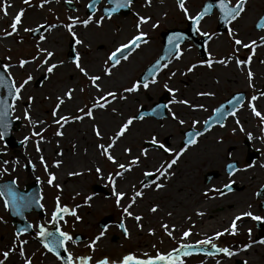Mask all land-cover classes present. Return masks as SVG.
I'll return each mask as SVG.
<instances>
[{"label":"flooded vegetation","instance_id":"af4514ba","mask_svg":"<svg viewBox=\"0 0 264 264\" xmlns=\"http://www.w3.org/2000/svg\"><path fill=\"white\" fill-rule=\"evenodd\" d=\"M92 2L93 0H58L65 80L68 83L66 91L69 88L74 89L72 98L70 100L67 99L69 118L82 115L78 109H85L86 111V106H90L98 96L104 95L107 91H117L120 84L130 87L132 83L142 80L148 76L152 65L161 56H165L167 59L162 61V63H168L169 66L161 69L157 74L158 82L150 84L147 89L140 87L138 92L129 93L128 109H130V117L141 113L147 114L142 120H135L133 124L148 122L143 129L144 131L132 139L137 145L133 151L136 153L135 157H140L136 165L137 173H139L137 182L141 186L144 184L152 186L154 185L153 181H155L162 183L164 185L162 188H165V186L172 187L179 183L182 177H186L185 167L190 158L189 154L194 155V157L200 152L202 157L209 155L204 159H208L210 162L204 161V167L201 168V170L203 169V175L200 173L203 185L198 188L203 190L199 189L201 191L200 197L196 200L193 199V191L197 190L198 184L196 185L195 182L186 184L184 193L177 196L176 202H169L170 204L168 205V208H170L169 216L173 217L174 220L175 215L178 214L177 219L169 222L165 216H162L158 220L156 219L155 225L157 221H162V224L168 225L169 230L172 231V236H167L169 240L176 244L174 245L175 248H178L181 244L196 243L199 236L200 238L212 237L214 233L222 232L226 237L239 238V241L232 240L231 245L225 246L222 242L218 244L216 240L218 247H227L234 253L243 252L246 255L252 252V254H255L253 257H257V260L258 257L263 259L264 253L259 255L256 251H260L259 253L264 251V249L259 250L257 248L263 245L259 241L264 240V220L256 221L250 217H242L241 220L237 221V227L243 220L247 222L241 228H238L235 235L224 232V229L229 228L234 217L240 215L242 211L264 217V166H262L264 165V131H262L264 124L252 114L251 109L248 107V102L255 95L257 99L252 101V103L258 111L264 114V95H261V93H264V44L260 42V37H264V29L256 26L260 22V18L264 17V0H247L245 12L230 25H225L220 18L219 9L213 7L211 12L198 25L201 32H207L212 35L211 40H207L206 37L196 31L192 26L191 20L186 18L177 6V0H148L147 3L146 0H133L130 7L118 9L112 14L110 19H105L100 27H97L94 23L89 24L86 28L79 24L75 25L73 30L84 41L83 45H77L68 30L63 27V25L71 22L69 18L77 17L83 20L87 19L89 15H93L94 19H99L104 14V9L113 6L109 3V0H98L95 3V12L93 13L87 7ZM230 2L233 5L235 4V0H230ZM208 3L215 5L216 0H185V6L190 15H195L197 12L202 11L203 6ZM138 16L151 18L141 28L143 32L147 33L148 43L132 50L127 60H122L120 64L110 70L111 75H104L105 61H107L109 54L120 44L127 43L133 35L137 34L135 25ZM153 23H158V26L152 28L151 25ZM41 25L46 27L44 23ZM229 27L233 29L235 38L242 40L243 43L257 42L254 54L251 48L234 45L233 38L228 35ZM46 30H48L47 27ZM88 32H93L95 36H86L85 34ZM174 34H179L182 37V39L176 41V44L183 52L180 60H176L171 54L175 49L169 45V38ZM76 53L80 56L81 66L86 69L89 75L101 77V80L98 81L101 91L98 92L96 88L91 86V83L81 91L83 88L79 85V77H83V74L72 63ZM250 54L252 55L250 63L237 67L235 59L247 60ZM228 56H233V59L228 61L226 65L214 62L212 67L209 68L205 63L209 59L217 61L226 59ZM192 64H196L197 67L192 72H187V68ZM128 65L131 68L126 72L124 69ZM70 69H73L77 79L74 84L72 82L69 83L71 76H73ZM249 70L253 73L251 82L248 79ZM172 72H175L176 75L171 76ZM46 75L45 73L38 75L29 84H35L37 87L40 84L43 86L44 80L50 79V76L45 79ZM124 75L127 76L124 77ZM103 82H105L104 85ZM165 82L168 83L169 87L177 90L175 95L170 94L164 88ZM29 88V85H27L22 92V96L27 94L26 91ZM198 92H208L212 93V95L198 96ZM173 99H183L191 104L203 105V109H193L179 103L170 104L169 101ZM114 102L116 100L110 105L112 106ZM230 102L232 103L230 104ZM18 103L26 104L27 102L22 100L18 101ZM166 104L168 105L167 109L163 107L157 109L158 105L163 106ZM153 109H156V111L153 112ZM217 109L224 112V117L219 122L216 120L217 113L215 110ZM99 111L104 112L105 110L95 109L94 119L85 117L80 121L73 122L70 120L71 136L75 126L74 123L77 122L76 126L85 135L88 133L95 135L93 125H96L101 132V136H104L106 133L101 130L99 121H97ZM232 112L236 114L232 115ZM172 113H175L184 123L181 125L179 119L173 120ZM118 115L120 116V113ZM206 120L209 121V131L198 138L196 145L189 147L181 155L177 164L170 170L171 175L167 179L161 178L157 180L155 175L152 177L144 176L146 171L154 172L162 161L172 158L171 153H164L160 149L153 148L150 144L153 136L167 147L179 151L184 146V141L191 132L203 130L204 121ZM237 120L240 122L239 125L236 122ZM193 121H198V123L193 126ZM221 124H223V127L220 126ZM83 125L85 127L82 128ZM240 127H243V132L240 131ZM233 129H235V132ZM248 133L252 134V140L248 139ZM141 149H148L146 157L141 155ZM212 150L214 155L213 153L211 154ZM229 164H233L234 167L242 170L235 172L230 177L227 171ZM256 169L258 172L249 176L251 170L254 171ZM197 171V169L194 171L196 181L198 178L200 179V175L197 177ZM243 172H245L244 175L248 176V180L239 179ZM15 182L19 183L18 181ZM244 182L248 185V191L242 196V188H245ZM225 184H229L231 191L224 189ZM25 185L17 188L24 190ZM213 189H220L225 194L220 195L218 192L212 191ZM198 191L194 194H197ZM206 191L208 196L204 195ZM0 201L2 202V209H5L4 198L0 197ZM7 211L11 217L10 223L13 225V232L16 233L18 231L16 223L22 221L19 216L12 215L10 208ZM21 211L27 224H32L25 217L29 212L34 214L36 210L29 207ZM45 212L43 209L35 212L38 215V220ZM49 213L47 215L46 212V218H51V212ZM195 213L202 220L208 222L219 221L224 226L210 232V235L198 234L194 231V222H197L194 219ZM198 213H202V215H198ZM113 223L115 224L114 220ZM37 224H40V220ZM147 225L146 223L143 224L144 227L148 228L149 226ZM26 226L21 229L26 228ZM161 229L165 231L162 227ZM186 230L190 231V235L187 238H183L182 234ZM35 231L36 227L33 225L32 229H28L22 235L35 236ZM245 234H252V238L243 243L242 237ZM220 237L217 239H220ZM2 238L3 236H0V239ZM178 240H184L187 243H180ZM244 245H249V247L245 249ZM189 251L191 252L190 255H207L201 250ZM190 255L184 256L180 254V258H186ZM240 259L235 260L233 264H244V262L255 264L254 262H257H251L244 257H240Z\"/></svg>","mask_w":264,"mask_h":264},{"label":"rangeland","instance_id":"374dc122","mask_svg":"<svg viewBox=\"0 0 264 264\" xmlns=\"http://www.w3.org/2000/svg\"><path fill=\"white\" fill-rule=\"evenodd\" d=\"M40 3L41 0H29V4L27 5L23 1H20L18 3L20 9H27L28 11H31V13L37 15V18L35 16H31L29 17V20L22 21V23L18 26V31L16 33H13L11 36L5 37V40H7V42H5V45L0 42V61H2V64L18 65L20 59L31 60L33 56L37 55V48L44 42V40L41 41L39 39V36L43 34L46 37V35L50 33L53 34L55 31L58 35L57 38L59 39V42L57 41V43H59V46L57 47V50L52 51L54 53L53 57L55 58V63L58 64L57 68L63 67L64 53L62 48L58 0H48V3L44 4L42 7L39 6ZM4 4V1L0 0V8H3ZM2 12L3 11H0V33H3L4 31H11L10 25L12 23L11 20L5 21L1 19ZM42 23H44L47 28L52 24H57L59 26H57L55 30H53V32H50V30L45 29L43 33L35 37L31 35V32L24 31L25 28L37 29V26L41 25ZM42 59L43 53H41L35 61L26 64L23 69L19 68L18 66L10 68V74L13 76L14 80L17 83L21 82L29 74H31L33 76V79L35 80V77H37L38 75L42 73L47 74L44 67H42L41 69L37 68V65ZM61 61H63L62 64L60 63ZM55 70L53 73L47 74V76H50V78L53 79L55 75ZM70 70L73 76H71V81L69 83L72 82V84H74L77 79L73 69ZM79 79V85L82 86L83 90L87 87L89 83H91L84 75L83 77L80 76ZM45 82L47 81L44 80L43 86H41L40 84L39 87H37V85L35 84H28L30 88L26 91L27 94L23 95L22 99L23 101L27 102L26 104L18 103V101L14 102L15 106L17 107H15V111L11 112V118L13 120L19 121V126H16L17 128L11 131V136L13 137L12 146L6 145L4 140H0V149L4 148L6 150V152L0 153V182H3L6 179H11L13 181L19 182H15L17 183V187H22L27 182L37 180L39 188L41 187L40 196L42 200L40 201V203L44 206L43 210L47 212V215L50 214L49 212L52 213V211L54 210L56 206L57 196H59L60 198L61 205H67L69 207H75L76 205H79V207L77 208V215L81 217L80 221H75L74 217L66 216L65 220L60 221L59 224H62V227H60L61 230H64V232L71 234L75 241V243L68 242L71 253L74 256L82 257L84 255H87L91 257L90 264H96L97 260L103 259L104 257H108V259L112 261L121 260L122 256L126 253H133L134 257L136 258L148 259L150 257H155L158 252L161 254L169 252L170 249L168 251H161L166 250L167 245L175 248L174 245L176 244L168 239L167 234L164 233L162 229L151 228V232H146V234H139L138 230H134V235L129 231L132 226L128 227L130 223L127 222V226L125 225V227L127 228L129 235L125 237L122 229L118 225V223H120L122 219L123 221L126 220V217L123 215V207L128 205L129 199L131 198L133 191L142 190L141 185L137 182L139 173H137L136 165H134L130 171L125 172L124 176L122 175L123 178H115L116 191L122 192V185H124V188L126 186H129L126 192L128 194V197L125 198V201L123 202V207L120 208L117 207L115 197L112 195L113 188L112 185H110L108 182V177L110 174L114 177L115 173L117 171H120V169L117 167V164L127 165L135 157L133 151L134 147H136L137 145L136 142L132 139L125 144L116 141L113 147H117L119 145L123 146L122 148H120V153L117 154L118 156L112 153L113 148L110 149V153L114 156L116 163L109 161L106 156L102 155L101 150L97 147V145H107L110 142L109 138L113 136L115 131L118 130L119 126L130 117V109H128L129 93H124L123 91L124 88H127V86L125 84H120V86H118L117 91H115V93H117V96L125 95L126 99H117L116 102H114L110 108H105L107 113L108 111H111L109 109H116V111L114 112V117L117 120L119 119L116 123L110 126L108 130V138L102 139L98 143V139H96L97 136L90 133L92 142L95 141L97 143L95 147H93V153L94 157L96 156L98 161H93L94 164L92 166L90 164H87V162L74 166L75 169L79 167H81L79 169L87 168V171L83 172L81 176L79 175L75 177V182L78 180L79 186V194H77L72 191H65L63 187H65L66 182H64L63 180L58 179V183H56L61 186L60 189H57L54 186H50L47 183L49 171L52 170L51 168H57L53 167V155L57 154V150L64 152L66 149H68L69 153L72 155L73 146L71 143L73 141L71 142V136L67 135V133L70 132V122L64 125L63 128H61L63 131L62 133H64V137H62V139H59L58 136L55 135L59 126L54 122V120L58 119L59 116H52V111L57 104V98L55 97V95H57V93L62 94L66 89V85L68 84L65 80V75L61 79H58V82L54 84L56 85V87L54 88V90L56 89V91H50L51 88L48 86V82ZM41 87L43 88L40 89ZM2 94H4V90H1V95ZM29 96L33 97L31 104L28 103ZM66 100L67 99H65V102L63 104L64 107L65 105H68V101ZM25 109L29 111L30 118L32 121H43V123H37L35 126L30 124L29 121L24 119ZM61 111L63 113V107L61 108ZM64 111L66 112V114L62 116L69 117L68 107H66ZM118 113H120V116L118 115L119 117L117 116ZM77 124L78 122L74 123V128L77 127ZM61 129L59 130L61 131ZM33 132H40L43 139L41 140L39 137L33 136ZM81 133L82 135H84L83 132ZM25 136L29 137L28 141H24ZM57 139L59 140V142H57ZM58 143L60 145H58ZM37 144L41 149L40 152L36 151ZM79 146L83 147V151L85 150L84 152H88L87 143L85 145L82 144ZM125 148H129L130 152L125 153ZM21 152H24L25 155L23 154V156L22 154H20ZM29 154L33 156L34 159L26 160V158L30 157ZM1 156L4 158H2ZM41 156L44 157V164H42L40 161ZM2 160L9 161V165L11 162L10 166L16 168L17 172L15 174H12V172H7V170H3L1 167L4 166ZM45 165H47L48 171H45ZM61 166L63 165H60V167ZM97 168L101 169V172L99 174L96 172ZM197 170L198 177L200 173H202L203 169L201 170V168H199ZM243 174H245V172H243ZM201 175H203V173ZM201 175L200 179L198 178L196 183V185L198 184L197 188L203 185V182L201 181ZM239 179L243 180L245 179V176L244 178L239 177ZM92 184H97L100 186L102 185L104 187L105 192L94 193L91 186ZM149 188H152L153 190L155 189L154 185L150 186ZM147 192L153 193L154 191L148 190ZM85 197H91V199H95V202L98 201L99 204L103 206V208L100 211L91 213L90 215L86 214L85 210L82 207V203L85 201ZM140 199L141 198H137V200ZM150 209L148 214L149 217H151L150 214L152 212L150 211ZM35 212L36 211H34V214L32 212H29L25 217V219L31 222L34 227L38 225L37 223L39 221L38 215ZM105 215H110L112 217V223L114 220L115 225H112V223H110L106 225L105 228H101L98 225V222L102 219V216ZM137 215L140 217L142 216L141 213H138ZM10 219L11 217L9 216L7 209L0 210V236H3V238L0 239V252L7 251L13 246L12 241L14 239L15 232H13V225H11ZM150 221L148 220V218H144L142 223H140V226H143L144 223L148 224L147 226L149 227H152V224L155 225L156 220L151 222ZM221 224L222 223H220V226L216 228L214 227L213 229H210L208 233L220 229L222 226H224ZM246 228L248 227L246 226ZM105 229L106 231L104 235V240L106 241V243L103 248L94 247V250L90 249L88 247L90 241L95 238L102 230ZM33 236H20L21 241H26V239L30 237V242H32V244L36 246L35 250L31 254L30 252L26 251L27 254L25 252V257H21L19 255L18 249L17 251L10 253V255L12 254L18 256L17 262L19 264H23L24 259L26 258L30 259L31 264H40L43 253H48L42 247L39 241L35 240V236ZM251 238L252 234L243 235V243L249 241ZM199 239H201L200 236ZM216 240L218 244L222 242L223 244H225V246H229L231 245L232 240L239 241V238L226 237L224 234L220 237V239ZM107 243L109 244V246L114 244L115 246L109 247L107 246ZM25 247L26 244H24V250ZM257 248H259V250L264 249V244ZM259 252L260 251H256V253H258L259 255L264 253ZM48 254L52 255L51 253ZM250 254L252 255V252ZM53 257L55 258V256ZM186 258H191V261L188 263L184 261V264H217V262L221 261L222 259H228L229 261L227 260V264H233L235 260H241L240 257L236 255L234 257H226L222 253L214 254L212 256L205 254L190 255ZM253 258L256 259L257 257ZM0 259H3V257H0ZM258 260L260 263L264 264V258L261 259L260 257H258ZM254 263L257 264L258 262ZM5 264H7V262Z\"/></svg>","mask_w":264,"mask_h":264},{"label":"snow or ice","instance_id":"6c2138e0","mask_svg":"<svg viewBox=\"0 0 264 264\" xmlns=\"http://www.w3.org/2000/svg\"><path fill=\"white\" fill-rule=\"evenodd\" d=\"M23 2L26 5L29 4V0H23ZM96 2H98V0H93L92 3L87 5V7H89L93 13L95 12V3ZM132 2H133V0H109V3L112 4L113 6L111 8L104 9L103 10L104 14L101 15L99 17V19H94L93 15H89L87 17V19H83V20H81L77 17H70L69 19L71 22L66 24V25H63V27H65L68 30V32L72 36V39L74 40L75 44L83 45L84 41L82 39H80L77 36L76 32L73 30L75 25L79 24V25H82L83 27L86 28L89 24L94 23L97 27H100V26H102V22L105 19H110L112 14L114 12L118 11V9H120V8L130 7ZM147 2H148V0H146V3ZM46 3H48V0H41V3L39 6L42 7ZM246 3H247V0H235V4L233 5V4H231L230 0H216L215 5H213L212 3L205 4L202 8V11L197 12L195 15H190L187 7L185 6V0H177V6L184 13V16L186 18H188L189 20H191L192 26L196 29V31L200 35L206 37L207 40H211L212 35H210L207 32H201L198 25H200V23L204 19V17L211 12L213 7H216L219 9V11L221 13L220 18L224 21L225 25H230L233 21H236L238 18H240L242 16V14L245 12ZM0 11H3V8H0ZM4 14L7 15L6 12H4ZM23 14H24L23 9H21L19 12H17L15 14V16L12 20V23L10 25L11 31H4L3 32L4 37L11 36L13 33H16L18 31V26L22 23ZM150 19L151 18L147 17V16H138L137 17V23L135 25L137 34L133 35L131 37V39H129L127 41V43L120 44L118 47L115 48L114 51H112L109 54L107 61H105L106 67L104 68V75H106V76L111 75L110 70L112 68L116 67L118 64H120V62L122 60H127L129 58V54L132 50H135V49L139 48L141 45L148 43L147 33L143 32L141 30V28H142V25L148 23L150 21ZM151 26H152V28H156L158 26V23H153ZM256 26L261 28V29H264V17L260 18V22ZM55 27H57V25H50V26H48V30H50L51 28H55ZM43 28H44V25H39V26H37V29L25 28L24 31L33 32V31H37V30L43 29ZM228 35L233 38L234 45L240 46L243 48H251V49H253V54H254V50L257 46L256 41H251L247 44L243 43L242 40L235 38V33L231 27L228 28ZM39 39L41 41H43L46 39V37L43 34H41L39 36ZM179 39H182V37L179 34H174L173 36H171L169 38V45L171 47H174V49H175L174 52H172L171 54L176 60H180L183 56L182 50L180 49L178 44H176V41H178ZM260 42H261V44H264V37H260ZM41 53H43V59L37 65V68L44 67L47 74L53 73L54 70L58 67V64H56V63H49V59L51 57H53L54 53L52 51H49V50L44 49V48H39V47L37 48V55L33 56L31 58V60L20 59L18 62V65L0 64V69H2V73H3V74H0V88L7 89L9 91V93L11 94L10 95L11 101L16 102V101H20L23 99L22 92L26 88V86L33 80V76L31 74H29L21 82L17 83L14 80L13 76L10 74V71H9L10 68L18 66L19 68L23 69L26 64H29L32 61H35ZM166 59L167 58L165 56H161L155 62V64L152 65V67L149 69L148 76L144 77L142 80H139V81L132 83V85L130 87L124 88V90H123L124 93H136L139 91L140 87L147 89V88H149L150 84H156L158 82L157 81V74L161 71V69L169 66L168 63H162V61H165ZM232 59H233V56H228L226 59L217 60V61H213L212 59H209L205 63L207 64V66L209 68H211L212 64L214 62L226 65L228 63V61H230ZM251 59H252V55L250 54L247 60L242 61L239 58H236L235 63L237 65V67H240L241 65H248L250 63ZM60 63L62 64L63 61H61ZM72 63H74L76 69H78V71L80 73H82L84 76L87 77V79L91 82L92 87L96 88L98 92L102 90L100 85L98 84V81L101 80V77L88 74L86 69L81 66L80 56L78 53H76L74 55V59H73ZM196 67H197L196 64H192L191 66H189L187 68V72H192ZM175 75H176L175 72L171 73V76H175ZM171 76H170V78H171ZM252 76H253V73L249 70L248 71V79L250 82L252 80ZM47 78H48V76L46 75L45 79H47ZM250 86H251V84H250ZM164 88L172 95H175V93L177 91L176 89L169 87L167 82L164 83ZM73 91H74V89L69 88L63 94V97H60V96L57 97L56 107L52 111L53 117H57L58 109H60L61 105L64 104L65 99L70 100L72 98ZM81 91H83V89H81ZM197 95L198 96H208V95H212V93L198 92ZM261 95H264V93H261ZM117 99L125 100L126 96L125 95L117 96V93H115L113 91H107L104 93V95H100L95 100H93V102L91 103L90 106H86L87 107L86 111H85V109H78V111L81 112L82 115H76V116H73L71 118H69L68 116H59L58 119L54 120V122L59 126L55 135H57V136L63 135L62 131H60L59 129L63 128L64 125L68 124L70 122V120L71 121H80V120L84 119L85 117H87L89 119H94V115H95L94 110L95 109H105L107 105H110L113 101H115ZM256 99H257V96H255V95L252 96L250 101L248 102V107L251 109L252 114L255 117H258L260 122L262 124H264V114H262L260 111H258L256 109V107L254 106V104L252 103V101H255ZM32 100H33V97L29 96L28 97V103L31 104ZM169 103L170 104L171 103H179V104H184V105H186L190 108H193V109H196V108L203 109V105L191 104V103H189V101L183 100V99H181V100L173 99V100H170ZM231 103L232 102H230V104ZM160 107L167 109L168 105L167 104L163 105V106L158 105L157 109ZM10 111H15V103H8L7 100L5 99L3 101V109L0 110V140H2L4 138L6 129L8 127L6 117L10 114ZM115 111H116V109L113 108V112H115ZM155 111H156V109H153V112H155ZM215 111L217 113L216 120L219 122L220 120L223 119L224 112L221 111L220 109H217ZM235 114H236L235 112H232V115H235ZM145 115H147V114L141 113V114H138L136 116L129 117L127 120H125L119 126L118 130L115 131L113 136H111L109 138L110 142L107 145H105V144H98L97 145V147L101 150V154L106 156V158L109 161L116 163L114 156L110 153V149L113 148L116 141H118L121 137H123L125 135V133L129 130L130 126L133 124V122L135 120H142ZM24 119L29 121V123L32 124L33 126H35L37 123H40V124L43 123V121H32L30 118V113L27 109H25V111H24ZM172 119L177 120L179 118L175 115V113H172ZM236 122L238 125L240 124L239 120H237ZM179 123L182 125L184 123V121L182 119H179ZM197 123H198V121H193V126H195V124H197ZM204 125L205 126H204L202 131H200V130L193 131L188 135L187 139L184 141V146L181 147L179 149V151H176L174 149L167 147L164 143L158 141L157 138L155 136H153L150 140V144L153 146V148L154 149H160L164 153H171L172 158L170 160L162 161L160 166L158 168H156L154 172L146 171L144 173V176L145 177H152L153 175H155L157 180H159L161 178L167 179L171 175L170 170L172 169V167L175 164H177L181 155L189 147L196 145L198 143V138L201 137L202 135H204V133H206L207 131H209V127H208L209 121H207V120L204 121ZM220 126L223 127V124H221ZM93 131L95 132V135L98 138L101 137V132L99 131V129L96 125H93ZM233 131L235 132V129H233ZM240 131L241 132L244 131L243 127H240ZM262 131H264V129H262ZM32 135L39 137L41 140L43 139L40 132H33ZM247 137L249 140L253 139L251 133H248ZM28 140H29V137L25 136L24 141H28ZM36 151L37 152L41 151L38 144L36 147ZM124 152L128 153V152H130V149L125 148ZM140 152H141L142 156L146 157L148 154V149H141ZM139 160H140V157L137 156V157H134L127 165L126 164H117V167L120 169V171H117L115 173L114 177L111 174L108 177V182L110 185H112V188H113L112 195L115 197L117 207L121 206V200L127 194L124 192L116 191L115 178L116 177H122V175L125 172L130 171L134 165H137ZM40 161L42 164H44V157L43 156L40 157ZM7 163H8V161H3V164H7ZM60 164H61V161L56 160V161H54L53 166L59 167ZM262 166H264V165H262ZM246 167H248V166H246ZM6 170L7 169H5V171ZM240 170H242V169H237L236 167L233 166V164H229L227 166L228 175L230 177L232 175H234L235 172L240 171ZM244 170H246V169H244ZM45 171H48L47 165H45ZM96 172L99 174L101 172V169L97 168ZM69 175H80V173H78V172L77 173H69ZM55 180H56L55 174L49 173L47 183L50 186H54L57 189H60L61 186L59 184H54ZM12 184H15V181H12ZM153 184H154V187L156 189H161L164 186L162 183H157L155 181H153ZM147 186H148L147 184H144L141 186V189L143 187H147ZM224 189L231 191L229 184H225ZM212 191L218 192L220 195L225 194L220 189H213ZM143 195H144V193L142 190H134L133 191V194H132L131 198L129 199L128 205L123 207V215L125 217H133L135 221H137V222L141 221L142 218L138 215L134 216L132 211H130V209L133 206V204L136 202V199L143 197ZM204 195L208 196V192L206 191L204 193ZM4 196L7 197L6 199H4L5 209H8L9 207H11L15 214H19L20 210L27 208V207L31 206L32 204L37 205L41 209H43V207H44L40 203L39 200H30L26 196H23V195L16 193L15 191H13L8 186L0 187V197H4ZM90 199H91V197H85L84 203L87 204ZM78 207H79V205H76L75 207H71V208L67 205H61L60 204V198H59V196H57L56 197V206L51 213L52 219L49 222L54 223L57 220L64 221L66 216L74 217L75 221H80L81 217L79 215H77V208ZM150 211L156 212L157 208L155 206H153L150 209ZM198 215H202V213H198ZM242 217H250L251 219L256 220V221L264 220V217L255 216L251 212H243L240 215L234 217L229 228L224 229V232L230 233L231 235H235L238 231L237 221L241 220ZM139 226H140L139 223H137V227H139ZM35 227H36L35 237L38 239L39 243L42 245V247L48 253H51L53 256H55L56 260L59 261L60 264H90L91 257H89L87 255L82 256V257L74 256L71 252L68 251L66 244L68 242L75 243L71 234L62 231L59 226L56 227L55 232L48 231L43 225H40V224L36 225ZM119 227L123 230L125 237H127L129 235V233H128L127 228L124 225L123 219L121 220ZM161 227L165 230V232L168 236H170V237L172 236V231L169 230V227L167 224H162ZM32 228H33V225L28 224L26 226V228L21 229L14 234V239L12 241L13 246L11 248H9L7 251L0 252V257H3V259H0V264H5V261L8 259L10 253L17 251V249L19 250V255L21 257H25L26 254H25L23 245L26 244L27 241H21L20 236L22 235V233H24L28 229H32ZM105 231H106V229L102 230L99 233V235H97L95 238H93L90 241V243L88 245V247L90 249L94 250V247H95L97 241L100 240V238L105 235ZM150 232H151V230H150ZM223 234L224 233H222V232H216V233H214V235L212 237H206L205 239L197 241L196 243L201 245V246L210 245L211 249H213L214 251L207 252L206 254L209 256H212L216 253H222L226 257H232L236 253H234L232 250H230L227 247H218L217 244L213 242L214 240H216L217 238H219ZM189 235H190V231H187V230L184 231L182 234L183 238H187V237H189ZM259 243L264 244V240L259 241ZM192 247H193L192 245L181 244L178 248H174L167 253L161 254L158 252L154 258H149V259H139V258L134 257L132 254L125 255L119 261H112V260H109L108 258L105 257L103 259L97 260L96 264H184L183 260L180 259V254H183L184 256L190 255L191 252L189 251V249ZM248 247H249V245H244L245 249H247ZM57 248L63 249L65 255L61 256V254L57 251ZM197 250L199 251L202 249H197ZM23 264H31L30 259H28V258L24 259ZM217 264H219V262H217ZM244 264H247V262H244Z\"/></svg>","mask_w":264,"mask_h":264},{"label":"bare ground","instance_id":"6f19581e","mask_svg":"<svg viewBox=\"0 0 264 264\" xmlns=\"http://www.w3.org/2000/svg\"><path fill=\"white\" fill-rule=\"evenodd\" d=\"M3 1H4L5 4L3 6L4 9H3V12L1 14V17H2L1 19L5 20V21L11 20V22H12L15 14L21 10L19 5H18V3L20 1H23V0H3ZM23 10H24V14L22 16V21L29 20L30 19L29 17H31V16H35V17L37 16L36 14L31 13V11H28L27 9L26 10L23 9ZM4 12H6L7 15H5ZM53 30H55V28H51L50 32L51 31L53 32ZM85 35L88 36V37H94L95 36V34L93 32H88ZM57 36L58 35H57V33L55 31H54L53 34L50 33V34L46 35V39L39 46V48H44V49H47L49 51L57 50V47L59 46L58 45L59 43H57V41L59 42V39L57 38ZM0 42L3 43L4 45H5V42H7V40H5V37L3 36V33H0ZM49 63H55V58L51 57L49 59ZM41 68L42 67H40L39 69H41ZM130 68H131V66L128 65L124 69V71L127 72ZM57 69L55 70V75H54L53 79L50 78L51 80L50 79L47 80L48 81L47 84L51 88L50 91H56V89L54 90V88L56 87V85H54V84H56V82H58V79H61L65 75V67H64V65H63V67H61V68L59 67ZM126 76L127 75H124V77H126ZM104 83L105 82H103V85H104ZM65 92H66V89L64 90V92L62 94L61 93L60 94L57 93V95H55V97L56 98L58 96L63 97V94ZM45 93H48V92H45ZM46 96H48V95H46ZM128 106H129V102H128ZM15 107H17V106H15ZM62 107H63V113L61 111ZM66 107H68V105L67 106L65 105V107H64V105L63 106L61 105L60 109H58V115L57 116L65 115L66 112L64 111V109ZM110 107H111V105L106 106L107 109L110 108ZM15 110H16V108H15ZM109 110H111V111H108V113H107L106 110L104 112L103 111H99L98 112L99 113V118H98L97 121H99L101 130L106 133V134H104V136H101L99 138L96 137V139H98V143H99L100 140L108 138V136H109L108 130H109L110 126L112 124L116 123L119 120V119L117 120L114 117L113 110L112 109H109ZM147 123L143 122V124H133V125H131V128L125 133V135L122 138H120V140H118L119 143H124V144L128 143L131 139H133L136 136H138L139 134H141V132L144 131L143 129L146 126ZM83 127H85V125H83L82 128ZM79 130L80 129L77 126L76 128L73 129L72 136H71L70 132L67 133L68 136H71V142L73 141L71 143L72 146H73L72 155L69 153L68 149H66L64 152L57 150V154L53 155V157H54L53 162L56 161V160H60L61 161L60 165H63V166L60 167V165H59V167L51 168L52 170L49 171V173H53L56 176V180L54 181V184L58 183V179L63 180L64 182H66L65 187H63L65 189V191L68 190V191H72V192L77 193V194H79V186H78V180L75 182V177L79 176V175H69V173H77L78 172V173H80V176H81V174L83 172L87 171V168L79 169V168H81V167H79V168L75 169L74 166H77V165H79L81 163L83 164L85 162H87V164H90L92 166L93 165L92 164L93 161H95V162L98 161L96 156L94 157V153H93V151H94L93 147H95V145L97 143L95 141L92 142V138H91L89 133L86 134V135L85 134L82 135V133H81L82 131L80 130V132H79ZM61 131H62V129H61ZM63 135H64V133H63ZM63 135L58 136V138L62 139V137H64ZM57 142H59L58 139H57ZM86 143L88 144V152H84L85 150L83 151V147L79 146V145H82V144L85 145ZM58 145H60V144L58 143ZM122 147L123 146H121V145H119L117 147H113V152L112 153H114L115 155L119 154L120 153V148H122ZM1 152H6V150L4 148H2V149H0V153ZM212 153H213V150H212L211 154ZM20 154L23 155L24 152L23 153L21 152ZM135 154L136 153L134 152V156H135ZM201 155H202L201 152L198 155H195V157H194V155L193 156L190 155V154L188 155V156H190V158H189V161H188V163L186 164V167H185L187 175H186L185 178L182 177L180 179L179 183L175 184L174 186H172V187H166L165 186V188H161V189H156L155 188L154 190L152 188H149L150 186L142 188V191L144 193L143 197H141L140 200L136 199L137 201L133 204V206L130 209V211H132L134 216H136L138 213L142 214L141 221L137 222V221L134 220L133 217H126V220L124 221L125 222L124 225L127 226V222H128V223H130V225L128 227L132 226L129 229V231L132 234H134V230H138L139 234H141V233L146 234V232H149L151 230V228L158 227V228L161 229L162 221H157L156 225L152 224V227H148V228H146V226L145 227L144 226L137 227V223H139V225H140V223H142L144 218H148L149 221L150 220L154 221L156 219L158 220V218H161L162 216L163 217L165 216L169 220V222H170V220L174 221V220L177 219L178 214L175 215L174 220H173V217L169 216L170 215L169 214L170 213V211H169L170 208H168V205L170 204L169 202H171V203L172 202H176L177 196L178 195H182L184 193V187L186 186V184L192 183V182L197 183V181L195 179L194 171L196 169L204 167L203 166V164H204L203 162L204 161L210 162V160L204 159V158H206L209 155H207L206 157H202ZM213 155H214V153H213ZM29 156L30 157L26 158V160L27 159H29V160L34 159V157L31 156L30 154H29ZM2 158H4V157H2ZM10 165H11V162H10ZM10 165H9V161H8L7 165L4 164V166H1V167H2L3 170L7 169V172L9 171V172H12V174H15L17 172V169L13 168V166L11 167ZM189 172H190V174H189ZM256 172H258L257 169L254 170V171L251 170V172L249 173V176L251 174H253V173H256ZM124 175H125V173L123 174V176ZM244 176H245V179H247V177H248L247 175H244L243 173L240 175V177H242V178H244ZM116 178H118V177H116ZM123 181H124V179H123ZM122 186H121L122 189H123L122 192L126 193L128 188H129V186H126L125 188H124V185H122ZM247 186L248 185L244 182V187L245 188H242V192H241L242 196H243V194L246 191H248ZM199 189L203 190L202 188H197L196 191L195 190L193 191V196H194L193 199L194 200H196L201 195V191ZM148 190H152L154 192L153 193L152 192H147ZM197 191H198V193L194 194ZM168 195L170 196V198H169ZM202 196H203V194H202ZM127 197H128V194L121 200V206L120 207H123V202L125 201V198H127ZM153 206H155L157 208V211L156 212H151V214H150L151 217H149V215H148L149 214V209L152 208ZM82 207L85 210V213L88 214V215H90L91 213H95L97 211H100L103 208V206H101L98 201L95 202V199H90L87 204H85L83 202L82 203ZM1 208H2V202L0 201V210H2ZM70 208H71V206H70ZM180 208H182V207H180ZM241 213H243V211ZM46 216L47 215H46V212H45L44 215L39 218V220H40V225H43L47 229L49 226H52L54 223H50L49 222V221H51L50 217L46 218ZM194 219L197 220V222L196 221L194 222V224H195L194 225V231L196 233H198V234L200 233L202 235H210L208 233L210 228H214V227L220 226L219 221H215V222H210L209 221L208 222V221L202 220L201 217L197 216V213H195V218ZM246 222L247 221H245V220L240 222V225H239L238 228H241L243 225L246 224ZM59 227H62V224H59ZM164 233H166V232L164 231ZM34 238H35V240L38 241V239L36 237H34ZM205 238L206 237H202L198 241L203 240ZM26 241H27V243H26V247H25L24 251L25 252L26 251L30 252V254H31L35 250L36 246H34L32 244V242H30L31 240L29 238H27ZM178 241L180 243H187L184 240H178ZM213 242L216 243L215 240ZM105 243H106V241L104 240V236H103V237L100 238V240L97 241L95 247L103 248ZM107 246H109L108 243H107ZM111 246L114 247L115 244L114 245H110L109 247H111ZM66 247H67L68 251L71 252L70 249H69V244L68 243L66 244ZM171 247L172 246L167 245L166 246V250H161V251H168L169 249H173V247L172 248ZM23 248H24V245H23ZM27 252H26V254H27ZM262 252H264V251H261V253ZM128 254H132L133 255V253H126L125 255H128ZM235 255L238 256V257H241V258H243V257L247 258L251 262H253V261L259 262V260L253 258V255H255L254 253L252 255L251 254L245 255V254H243V252H237ZM106 258H108V257H106ZM180 259L183 260V262L185 261L187 263L191 261V258H189V259L188 258H180ZM17 260H18V256L11 254V255H9L8 259L5 261V263L7 262V264H19L17 262ZM207 260H209V259H207ZM227 260L228 259H222L221 261H219V264H227ZM117 261H119V260H117ZM40 264H60V263L57 262V260L52 255H49L48 253H43ZM195 264H197V263H195ZM258 264H260V263H258Z\"/></svg>","mask_w":264,"mask_h":264},{"label":"water","instance_id":"95a60500","mask_svg":"<svg viewBox=\"0 0 264 264\" xmlns=\"http://www.w3.org/2000/svg\"><path fill=\"white\" fill-rule=\"evenodd\" d=\"M37 34V33H36ZM0 74H3L2 73V69H0ZM1 89L3 88H0V91ZM4 95H1L0 93V110L3 109V101L6 99L8 103H11V98H10V93L7 89H4ZM11 117V114H9L7 117H6V120H7V124H8V127L6 129V132H5V135H4V140L6 143H11L13 138L10 136V131L11 129H13L14 127V124L15 125H18L19 122L18 121H11L10 119ZM2 186H8L10 187L13 191H15L16 193L20 194V195H23V196H26L27 198H29L30 200H39L40 201V188L38 187V183L37 182H33L31 184H28L26 186L27 190H19L17 189L14 184H12V181L11 180H7V181H4L3 183H0V187ZM95 192H98L99 190L102 189V187H99V186H93ZM7 197L4 196V199H6ZM29 207H34L35 209H39V207L35 204H32L31 206ZM27 207V208H29ZM26 208V209H27ZM10 210H11V213L12 215L14 216H19L20 220L22 221L21 223H17V227H18V230H21V228H23V226H26V222L25 220L23 219V216H22V211L20 210L19 214H15L13 209L10 207ZM110 219V217L108 216H104V218H102L101 222L99 223V225L101 226V228L105 227L107 224H108V220ZM58 221L57 220L56 222H54V226L50 227L49 228V231L51 232H55V229L58 225ZM201 247V246H200ZM193 248H196V245L193 246ZM57 251L61 254V256L65 255L63 249H60V248H57ZM207 252H209L210 250L206 249Z\"/></svg>","mask_w":264,"mask_h":264}]
</instances>
